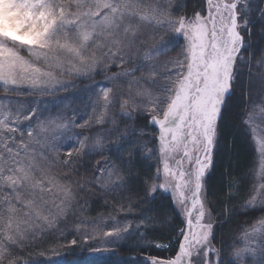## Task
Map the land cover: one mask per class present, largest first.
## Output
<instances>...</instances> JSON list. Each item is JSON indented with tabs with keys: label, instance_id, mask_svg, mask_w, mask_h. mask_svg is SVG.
Wrapping results in <instances>:
<instances>
[{
	"label": "snow or ice",
	"instance_id": "obj_1",
	"mask_svg": "<svg viewBox=\"0 0 264 264\" xmlns=\"http://www.w3.org/2000/svg\"><path fill=\"white\" fill-rule=\"evenodd\" d=\"M187 6L0 0V264H27L21 250L45 240L55 245L50 255L98 241L91 254L105 257L122 241L151 235L157 220L147 212L111 225L103 216L91 225L73 221L93 197L117 214L169 200L183 215L174 256L124 264H264V124L256 115L264 117V71L251 73L252 41L264 45V0H206V11L191 16L182 14ZM173 50L177 56L159 59ZM73 103L84 105L79 119ZM140 117L147 118L142 126ZM233 120L247 129L260 160L238 207L244 181L224 177L217 209L206 193ZM149 126L158 137L147 135ZM257 211L252 223L237 227L240 245H215L236 215Z\"/></svg>",
	"mask_w": 264,
	"mask_h": 264
},
{
	"label": "trees",
	"instance_id": "obj_2",
	"mask_svg": "<svg viewBox=\"0 0 264 264\" xmlns=\"http://www.w3.org/2000/svg\"><path fill=\"white\" fill-rule=\"evenodd\" d=\"M182 3H187V9L184 13L185 15L191 16L193 11H206V0H180ZM258 4V0H255ZM256 29H253L255 32ZM252 43L257 45L252 48V53L255 54V59H252L250 54H246L245 59H252L251 73L253 77H258L260 71L264 69L257 70V63L260 60V49L264 48V45H260L258 40H253ZM178 51H170L164 57L175 56ZM241 72L247 73L249 69L241 68ZM104 77H97L96 82H103ZM258 84V81H256ZM83 87V86H81ZM74 92L79 93V90L74 89ZM66 94V93H65ZM82 95V93H79ZM6 95L2 88H0V96ZM11 96V94H7ZM15 97V96H14ZM16 98V97H15ZM21 99H31L32 97H17ZM239 103V101H237ZM77 107H81L79 111L84 112V105L74 104ZM235 112L250 111V109H238L233 107ZM147 122L146 117L139 118V124L142 126ZM235 123L237 127L233 128L231 125ZM147 135L152 138L158 137V130L149 126ZM221 147L219 148L218 154L214 156V171L212 172V179L208 185L210 191L206 193L207 203L209 205H215L217 209L220 208L218 199H223L221 193L227 190L228 181L224 177H229L231 180H243L244 183L240 185L243 190L240 193V197L233 207H238L243 198L247 195V190H249L253 183H255L254 176L256 173V168L258 166V156L256 147L253 141L247 134V129H243L240 126L238 120L230 121L228 128L225 131L224 138L221 141ZM150 163H156V158L154 157ZM84 211L90 215H99L109 213L111 208L107 207L103 202L98 201L95 197L89 199L88 205L83 207ZM149 209H153L149 211ZM142 212H147V215L151 218H155L157 223L153 226L148 227L147 231L151 233L146 241H139V239L133 240L131 244L120 245L111 250L110 253H115V255H108L105 257H89V253L85 251H79L77 248H72L71 250L58 255L46 254L50 247H54L47 240L39 247L35 244L30 245L31 252L28 248L22 249V258L27 261V264H51L52 261L64 262V264H87L91 260H102L110 259L115 261L116 264H122L123 262H128L131 260H141L143 261L147 257H157L161 259H167L176 254L178 248V241L181 240L179 235V230L184 227L181 223L183 219L182 214H178L173 211L171 206V201L164 200L161 206V202L157 201L154 204L143 205L141 210H134L131 216H140ZM215 215V213H213ZM260 213L257 211L255 215L247 214V216L236 215L235 218L227 225L226 231L219 232L218 239L214 241L217 247L220 246L222 242L236 243L240 245L242 242L239 239L240 233L236 231L237 227L243 228L250 223H252L256 216ZM164 218L166 223H160V219ZM136 223L135 220H133ZM143 230V229H142ZM156 244L169 245L167 248H158ZM44 251L45 255L41 257L40 252ZM36 258L40 260L36 261Z\"/></svg>",
	"mask_w": 264,
	"mask_h": 264
},
{
	"label": "rangeland",
	"instance_id": "obj_3",
	"mask_svg": "<svg viewBox=\"0 0 264 264\" xmlns=\"http://www.w3.org/2000/svg\"><path fill=\"white\" fill-rule=\"evenodd\" d=\"M177 55L178 54H176L175 56H177ZM175 56H170V57L161 56L159 59L160 60H167V59H170V58L175 57ZM78 90L79 89H77V91ZM74 91L75 90H73V92ZM60 95H62V96L63 95H70V93H66V94L65 93H61ZM4 96L5 95H1L0 98H3ZM11 98L13 100H15V99H21V98H17V97L15 98L14 96H12ZM44 99H50V98H44ZM69 103H72V102L69 101ZM74 104H77V103H73V109H78V110L81 109L80 106L77 107ZM118 111L119 110L117 109V112ZM82 114H84V112L83 111H79L78 114H77V116H76V119H79L80 118V115H82ZM256 115H257V123L258 124H264V117H262L259 113H257ZM256 151H257V149H256ZM257 156H258V164H259L260 157H259L258 151H257ZM161 167H162V164H161ZM257 170H258V166L256 168V172H257ZM77 211L79 212V215L76 216V217H73V221H75V220H83L88 225H91L93 222L99 221V219H100L101 216H103L105 218V221H106V223L108 225H111L114 221H122L123 218H124V216H126V215L131 216L130 213H119V214H117V213L113 212L112 209L109 211V213H105L103 215L102 214H99V215H90L89 213H87L86 211H84L83 207L77 209ZM132 223H133V227H135L136 223H134L133 221H132ZM85 230H90V228L89 229L81 228V231H85ZM69 235H70V233H69ZM77 239H79V237H77ZM136 239H139V241H140V238L137 236V237H133L132 239L122 241L120 245L131 244V243H133L132 241L133 240H136ZM97 242L98 241H90L89 244H87V245H83V244H79L78 243L76 246H70L69 245V246L58 247L57 248V252L63 253L64 251L67 252V251L71 250L72 248H77L79 251L81 250V251L88 252L89 253V257H101V256H97V255L91 254L90 245L93 244V243H97ZM51 245H54V244H51ZM54 247H55V245H54ZM51 248L52 247H50L48 249V251L46 252L47 255L50 253ZM112 249H114V248H112ZM112 249H109V253L111 252ZM43 258H46V257L43 256ZM147 258H145V259H147ZM38 260H40V259L39 258H36V261H38ZM135 261H141V260H135ZM122 264H124V262Z\"/></svg>",
	"mask_w": 264,
	"mask_h": 264
}]
</instances>
